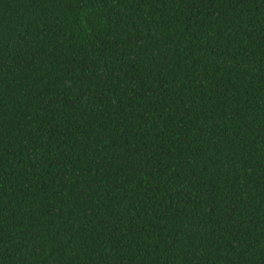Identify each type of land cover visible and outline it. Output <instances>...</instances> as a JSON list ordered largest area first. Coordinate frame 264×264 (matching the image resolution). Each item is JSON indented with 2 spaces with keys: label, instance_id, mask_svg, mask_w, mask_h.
Listing matches in <instances>:
<instances>
[{
  "label": "trees",
  "instance_id": "16d2710c",
  "mask_svg": "<svg viewBox=\"0 0 264 264\" xmlns=\"http://www.w3.org/2000/svg\"><path fill=\"white\" fill-rule=\"evenodd\" d=\"M0 264H264V0H0Z\"/></svg>",
  "mask_w": 264,
  "mask_h": 264
}]
</instances>
